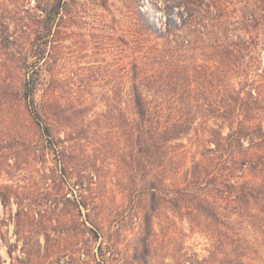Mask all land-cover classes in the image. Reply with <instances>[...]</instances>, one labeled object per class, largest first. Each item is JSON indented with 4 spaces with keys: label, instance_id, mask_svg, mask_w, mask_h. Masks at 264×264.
I'll list each match as a JSON object with an SVG mask.
<instances>
[{
    "label": "trees",
    "instance_id": "obj_1",
    "mask_svg": "<svg viewBox=\"0 0 264 264\" xmlns=\"http://www.w3.org/2000/svg\"><path fill=\"white\" fill-rule=\"evenodd\" d=\"M71 1L34 0L32 14L26 10L17 19L0 3V52L13 58L16 78L10 95L1 86L0 112L23 116L21 132L1 119L0 180L23 158L47 150L56 161L49 202L59 205L68 185L80 190L74 201L86 208L83 193L93 184L73 164L69 144L76 135L60 137L69 122L55 95L35 98L50 66L48 44L73 18ZM183 11L167 6L159 27L147 12L137 14L127 41L119 40L126 48L128 90L123 110L113 98V119L123 127V153L140 173L144 193L142 248L135 261L150 253L153 216L169 210L190 232L207 231L221 255L216 261L213 252L203 262L178 256L173 264H264L257 253L264 247V0H188ZM11 20L28 43L14 37ZM181 140L191 149L177 144ZM11 201L18 225L39 226L45 204H24L0 183L1 206ZM87 234L93 241L100 232L83 219L79 244L87 245ZM109 238L97 253L82 248L79 264H118L117 242Z\"/></svg>",
    "mask_w": 264,
    "mask_h": 264
},
{
    "label": "rangeland",
    "instance_id": "obj_2",
    "mask_svg": "<svg viewBox=\"0 0 264 264\" xmlns=\"http://www.w3.org/2000/svg\"><path fill=\"white\" fill-rule=\"evenodd\" d=\"M187 1H71L73 18L62 29L60 39L48 44L50 66L42 74L43 86L35 98L39 101L42 95L53 94L58 99L60 110L69 122V126L61 130L60 137L64 139L70 132L76 135L77 139L69 144L72 161L82 174L92 178L93 187L83 193L86 208L78 207L74 201L80 200V190H72L68 185L62 190L64 200L54 207L49 202L54 194L50 189L53 170L56 169L53 156L46 150L37 157L23 158L15 170L3 175L0 183L10 187L24 204L29 201L45 204L41 207L44 217L38 227L28 229L16 221V201H11L6 209L0 204V264H79L82 248L97 253L98 246L104 245L108 237L117 242L118 264H173L178 256L203 262L213 252L216 261L221 258L215 250V240L207 231L190 232L185 221L179 222L166 210L153 216L149 255L140 262L135 261L136 252L142 248L140 210L144 203L143 186L140 173L132 170L123 153V127L113 119V98L118 96V109L123 110L128 90L127 78L122 73L128 60L126 48L120 41H127V31L137 14L147 12L159 27L167 6L173 7L176 13L183 11ZM0 3L15 19L23 18L26 10L32 14L35 7L34 0H0ZM11 22H15L10 27L14 31L16 26L13 24L19 23ZM14 37L21 44L30 40L19 29ZM2 53L0 95L1 86L6 88L5 94L10 95L11 87L16 84L14 63L9 54ZM4 116L12 120L10 129L22 131L19 128L23 123L22 113L14 114L13 110L5 114L0 112V124ZM31 131L26 130V134L34 139ZM180 143L191 149L186 140L177 141ZM187 161L188 158L182 160ZM38 210L33 207V211ZM83 219L94 226L97 224L100 232L93 241L87 239V234L85 246L79 244L78 238L79 224ZM90 236L95 237L91 233ZM246 236L248 241L253 239L249 233ZM257 253L261 261L264 260V247Z\"/></svg>",
    "mask_w": 264,
    "mask_h": 264
}]
</instances>
